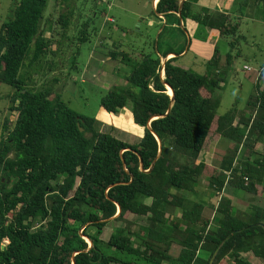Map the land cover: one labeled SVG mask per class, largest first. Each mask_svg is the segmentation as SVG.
Instances as JSON below:
<instances>
[{
    "label": "trees",
    "instance_id": "obj_1",
    "mask_svg": "<svg viewBox=\"0 0 264 264\" xmlns=\"http://www.w3.org/2000/svg\"><path fill=\"white\" fill-rule=\"evenodd\" d=\"M49 2L13 0L14 15L0 30V87L13 90L9 111L18 113L13 129L6 120L0 142V264H253L247 255L264 264V208L238 210L222 197L208 219L206 204L188 197L199 194L202 179L218 196L229 184L264 197V155L255 151L264 141V88L256 86L243 111L235 105L224 115L215 96L246 58L242 27L264 10V0H235L223 11L200 7L199 0L158 1L157 15L192 20L228 43L225 55L216 47L205 74L178 65L185 51L110 52L131 75L129 86L111 90L101 105L117 115L132 104L144 128L138 145L102 132L100 121L36 85V72L45 65L53 71L49 56L61 45L45 35ZM75 14L68 8L57 21L63 36ZM90 26L84 23L81 44L90 42ZM221 139L234 147L218 169L200 156ZM132 215L146 217L147 226L135 228ZM113 222L122 227L106 241Z\"/></svg>",
    "mask_w": 264,
    "mask_h": 264
},
{
    "label": "rangeland",
    "instance_id": "obj_2",
    "mask_svg": "<svg viewBox=\"0 0 264 264\" xmlns=\"http://www.w3.org/2000/svg\"><path fill=\"white\" fill-rule=\"evenodd\" d=\"M153 2L154 0H107V2L102 0L99 3L93 0L66 2L50 0L45 13V35L47 38L59 41L61 45L56 57L49 56L48 61L53 62L51 66L53 71H50V65H45L44 69L36 72L38 74L35 76L39 89L51 87L55 93L62 96L71 109L82 116L100 121L102 132L112 133L132 145H138L144 136V128L135 123L132 104L129 103L128 107L117 115L108 113L101 105L103 96L111 90L119 91L129 86L127 81L131 75V68L111 59L109 56L111 51L119 48L135 55L156 51L164 54L169 48L178 53L185 51L188 52L187 55L182 57L178 64L199 74H204L202 72L206 71L209 56L212 54L206 49L218 46L223 55L229 52L226 41L214 43L205 33V29L192 20H186L187 27H185L179 16L169 15L167 18L164 17L166 20L162 23L159 15L155 13ZM12 7L13 0H0V30L5 21L13 17ZM68 8L74 9L76 14L69 31L63 36V30L57 25V21L63 13L68 12ZM109 17L115 19V24L109 23L107 20ZM88 21L91 24L90 42L81 44L79 38L82 27ZM242 35L247 37L243 50L246 58L236 61L222 88L215 92V96L221 100L219 115L226 114L235 105L243 111L250 97L256 93L257 75L264 60V10L259 11L255 19L244 21ZM190 39L199 40L201 46L206 45L204 51L195 52L194 46L191 47ZM56 48L57 46H54V50ZM196 58L198 64L194 65L195 69L191 64ZM245 64H250L254 70L251 72L244 70ZM12 94L13 90L8 86L0 87V142L3 136H7L4 130L6 120L9 121L8 127L13 129L18 117V113L9 111V96ZM227 143L233 144L227 139H221L218 145L213 146L210 153L203 155L204 160L219 168L221 156H224L228 149ZM240 157L242 161L245 160L247 156L244 151ZM1 177L0 169V180ZM201 181L204 186L203 191H199L197 195L188 193V197L192 202L199 201L206 204V216L212 218L219 196L210 189L207 179ZM263 202L264 200L255 201L253 204L264 208ZM236 209L244 210L247 206ZM131 220L135 221L138 227L148 224L146 217L132 215ZM119 227H122L119 223H110L102 238L109 240ZM179 251L180 247L176 246L172 252L178 255ZM246 257L253 264H263L252 255Z\"/></svg>",
    "mask_w": 264,
    "mask_h": 264
},
{
    "label": "crops",
    "instance_id": "obj_3",
    "mask_svg": "<svg viewBox=\"0 0 264 264\" xmlns=\"http://www.w3.org/2000/svg\"><path fill=\"white\" fill-rule=\"evenodd\" d=\"M234 1L235 0H199V2H198V4H199V6H201V7H208V8H211V9H219V10H225V9H231V7L233 6V3H234ZM157 4H158V0H154V2H153V5H154V8H156V6H157ZM255 17L256 16H254V18H250V19H255ZM108 19H114L113 17H109V18H107V20ZM159 19H160V21L162 22V23H164V21L166 20L165 18H164V16H159ZM109 23H111V24H115V22H109ZM167 23V22H166ZM182 24L185 26V27H187V25H186V22H182ZM197 24V23H196ZM198 25V24H197ZM208 35H209V38L211 39V40H213V42L214 43H219V42H221V37H220V34H219V32H217V31H215V30H208ZM189 38H190V36H189ZM190 42H191V47H193L194 46V49L196 50L195 52H197L198 53V51H204V49L203 48H205L206 47V45H202L201 46V42L198 40H193V39H190ZM216 47L217 46H215L214 48H213V46H211L210 47V49H206V50H210L211 51V56H209V59H211L212 58V56H213V54H214V52H215V49H216ZM170 49V48H169ZM168 49V50H169ZM264 49V48H263ZM187 53L188 52H184L181 56H180V58H179V60H178V63L181 61V59H182V57H184V56H186L187 55ZM172 56H170L169 58H167V59H165V58H162V61H163V63L165 62V61H168L170 58H171ZM198 64V60H197V58L195 59V61H194V63L193 64H191V65H193V67H194V65H197ZM179 65V64H178ZM187 65H188V67H190V65L187 63ZM235 66V65H234ZM182 67H184V66H182ZM192 67V66H191ZM246 67H250L251 68V70H247L246 69ZM195 69H196V67H194ZM187 69V68H186ZM193 69V68H192ZM244 70H246V71H249V72H251V71H253L254 69L251 67V65L250 64H245L244 65ZM205 72L206 71H203L202 73H204L205 74ZM264 72V60H263V62L261 63V65H260V69H259V71H258V75H257V83H256V85H255V88H256V86L260 83L261 84V86H262V88H264V80H262L261 81V77H262V73ZM170 95H172L171 93H169ZM112 134V133H111ZM113 135V134H112ZM114 136V135H113ZM116 138H118L117 136H115ZM119 139V138H118ZM121 140V139H120ZM220 141V140H219ZM219 141L218 142H216V143H214L212 146H211V151H212V149H213V146H215V145H218V143H219ZM228 144V149H227V151L229 150V149H232L233 147H234V145L233 144H229V143H227ZM227 144H225V145H227ZM231 146V147H230ZM218 149H220V147L218 148ZM211 151H209V153L211 152ZM227 151H226V153H227ZM255 151L256 152H258V153H260V154H262V155H264V141L263 142H259L257 145H256V147H255ZM217 152H218V150H217ZM206 153H208V152H206V151H204L202 154H201V156H200V160L201 161H204V162H206L208 165H210V166H214V165H212L211 163H209V162H207V161H205L204 160V157H203V155L204 154H206ZM226 153L224 154V156L226 155ZM216 154V153H215ZM218 154V153H217ZM224 156H221L222 157V159H221V162H222V160H223V157ZM255 157H259L258 155L257 156H254V158ZM241 158L242 157H240V161H242L241 160ZM254 158H252V160H254ZM221 165V164H220ZM215 167V166H214ZM216 168H218V167H216ZM219 168H220V166H219ZM218 168V169H219ZM203 188H204V186L203 185H201L200 186V189H199V191H203ZM218 196V195H217ZM222 197H226V198H228L231 202H232V204H233V206L234 207H242V206H247V209H249V208H251V207H256V206H254V204H253V202H255V201H261L262 202V200H264V197H257V196H254V195H252V194H249V193H242L241 191H238V190H236L235 188H233L231 185H227L226 187H225V189H224V191H223V193L222 194H220L219 195V202L217 203V206H218V204L220 203V200L222 199ZM264 203V202H263ZM217 206L215 207V210H216V208H217ZM206 207V209H207V206H205ZM206 209H205V211H204V216L206 217V218H208V219H213L214 218V216H215V213H216V211L214 210V215H213V217L212 218H210V217H207L206 216ZM247 209H244V210H247ZM134 223H135V225H136V227H138L137 226V224H136V222L135 221H133ZM135 227V228H136ZM174 247H176V246H174ZM174 247H173V249H174ZM173 249H172V251H173ZM180 252L181 251H179V254H180ZM172 254L175 256V257H177V256H179V254L177 255V254H175V253H173L172 252Z\"/></svg>",
    "mask_w": 264,
    "mask_h": 264
},
{
    "label": "water",
    "instance_id": "obj_4",
    "mask_svg": "<svg viewBox=\"0 0 264 264\" xmlns=\"http://www.w3.org/2000/svg\"><path fill=\"white\" fill-rule=\"evenodd\" d=\"M184 1H186V0H182V2H184ZM165 62H166V61H165ZM165 62H164V63H165ZM168 88H169V90H171V91H172V89H171L169 86H168ZM172 92H173V91H172ZM171 96H172V98H174V97H173V96H174V93H172V95H171ZM173 103H174V99H173ZM171 107H172V106H171ZM149 127H150V126H149ZM150 129H151V128H150ZM81 131H83V129H81ZM141 162H142V160H141ZM119 213H120V208H119ZM119 213H118V214H119ZM90 245H92V243H91V242H90Z\"/></svg>",
    "mask_w": 264,
    "mask_h": 264
},
{
    "label": "built area",
    "instance_id": "obj_5",
    "mask_svg": "<svg viewBox=\"0 0 264 264\" xmlns=\"http://www.w3.org/2000/svg\"><path fill=\"white\" fill-rule=\"evenodd\" d=\"M104 2H107V0H103ZM109 22H115V19H108ZM247 70H251L250 67H246ZM162 76L164 77V72H162Z\"/></svg>",
    "mask_w": 264,
    "mask_h": 264
}]
</instances>
